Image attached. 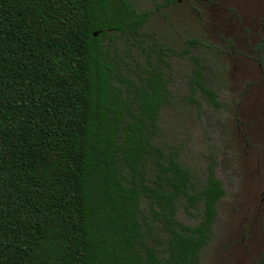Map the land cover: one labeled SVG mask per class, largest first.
<instances>
[{
    "label": "trees",
    "instance_id": "16d2710c",
    "mask_svg": "<svg viewBox=\"0 0 264 264\" xmlns=\"http://www.w3.org/2000/svg\"><path fill=\"white\" fill-rule=\"evenodd\" d=\"M153 14L135 0H0V264H201L225 188L210 164L196 190L162 144L175 51L144 45ZM121 35L146 54L134 79ZM187 42L192 100L219 107ZM183 200L202 204L194 225Z\"/></svg>",
    "mask_w": 264,
    "mask_h": 264
},
{
    "label": "rangeland",
    "instance_id": "374dc122",
    "mask_svg": "<svg viewBox=\"0 0 264 264\" xmlns=\"http://www.w3.org/2000/svg\"><path fill=\"white\" fill-rule=\"evenodd\" d=\"M166 1L135 0L140 11H154L141 31L144 45L175 51L166 50L170 66H163L173 95L161 111L162 144L166 151L179 153L193 173L196 190L205 183L210 164L225 188L201 264H264V45L257 37L260 29L232 22L225 11L241 10L243 4L259 7L264 0H178L170 6ZM189 38L199 40L193 53L209 67L205 78L217 92L219 107L201 91L195 95L200 104L192 100L193 63L181 51L189 47ZM132 41L121 35L113 42L117 56L129 63L124 73L130 79L137 77L134 68L139 72L146 57ZM184 202L178 217L194 225L202 204L186 210Z\"/></svg>",
    "mask_w": 264,
    "mask_h": 264
},
{
    "label": "flooded vegetation",
    "instance_id": "af4514ba",
    "mask_svg": "<svg viewBox=\"0 0 264 264\" xmlns=\"http://www.w3.org/2000/svg\"><path fill=\"white\" fill-rule=\"evenodd\" d=\"M263 2H261V4ZM251 8H253V9H251ZM251 8L249 6H245L243 4L241 10L238 9L235 11L234 9L228 8L225 11H227V14L230 16V19L232 20V22L236 21V22H244L247 24L250 23L251 27L253 26L256 28L255 31H258L260 29V33H259V35H257V37H258V40H260L264 45V3L262 5H260L259 7H258V5H256V6L251 7ZM259 9L262 11L258 12L257 10H259ZM251 31H252V29H251ZM258 65L262 70L263 68H262L261 60L258 63Z\"/></svg>",
    "mask_w": 264,
    "mask_h": 264
},
{
    "label": "water",
    "instance_id": "95a60500",
    "mask_svg": "<svg viewBox=\"0 0 264 264\" xmlns=\"http://www.w3.org/2000/svg\"><path fill=\"white\" fill-rule=\"evenodd\" d=\"M95 35H98V32H95Z\"/></svg>",
    "mask_w": 264,
    "mask_h": 264
}]
</instances>
